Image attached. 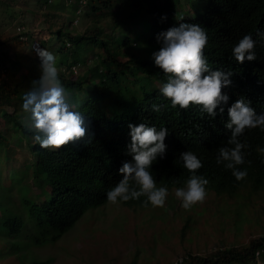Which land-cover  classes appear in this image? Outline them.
<instances>
[{"label":"trees","instance_id":"obj_1","mask_svg":"<svg viewBox=\"0 0 264 264\" xmlns=\"http://www.w3.org/2000/svg\"><path fill=\"white\" fill-rule=\"evenodd\" d=\"M58 1L40 0L42 5L50 8L43 13L50 22V19L53 20L48 27L51 36L58 33L62 40L55 54L56 59L60 54L68 59L71 56L73 58L71 65H68L70 69L65 70L67 72L60 70L61 79L79 102L80 110L88 120L91 142L69 143L55 150L43 149L34 143L33 133L21 124L24 115L22 103L27 92L25 88L30 89L41 75V69L35 66L40 63V59L23 64L18 60L5 67V58L1 55L0 110L8 106L13 107L14 111L9 113L2 110V116L7 121L5 125H0V147L7 154L12 147L11 139L4 132V128L12 122L10 126L22 133V136L16 134L21 142L20 149L24 146L30 156L20 171L28 176L29 185L21 187L23 196L19 208L7 207L0 201V207H5L3 218L0 219V235L12 242L11 251L26 246L19 236L27 227L34 230L33 242L28 245H44L47 241H55L63 236L89 208L108 202L107 191L122 179L119 168L123 162L132 160L126 154L131 140L129 124L139 125L143 122L157 129H168L165 158H158L152 166L157 186H185L190 173L183 167L179 154L192 150L203 163L197 174L209 180L207 189L215 191L217 195L238 200L239 197L248 196L245 195L247 190L249 193L264 191V153L257 151L258 147L264 148V131L260 128L246 130L241 137L242 142L246 141L250 146L244 150L245 163L238 166L248 172L244 180L237 181L231 170L216 163V150L226 144L230 135L225 128L229 119L228 107L238 98L244 97L251 101V106L258 114L264 112V40L257 39L256 35L258 31H264V0H209L197 17L187 13L185 18L176 16L174 7L179 13L188 12L185 5L175 4L177 0H89L88 8L95 14L103 13L105 18L111 17L113 26L110 32L104 26L97 25L80 33L70 30L64 32L65 25L53 29L67 6H72L76 13L78 10L77 4ZM121 17L125 21L122 22ZM142 21V30L152 33L149 46L141 54L130 53L131 47L137 46L136 41H131V32ZM118 22L122 24L119 35L116 33ZM180 22L196 23L206 28L209 40L204 54L209 67L234 73L231 86L223 90L229 95V101L224 105L222 116L219 109L213 118L195 105L187 110L172 108L170 101L165 100L159 92L166 77L155 67L152 59V53L160 47L156 37ZM128 24L131 29L124 32ZM247 34L257 39V58L241 64L233 57L232 49ZM17 38L21 44L26 42L32 45L36 56L40 49L49 46L48 39L36 40L25 30ZM86 44L100 49L93 60L94 69L88 70V76L96 78L90 85L86 84V77L74 69L81 60L77 55ZM60 64L64 65V60ZM65 73H70L72 77ZM139 82H143L141 86H138ZM133 83L135 89H140L136 90L137 93L131 94V89L124 90L126 84ZM153 104H167L168 107L156 113L152 111ZM31 193L35 197L30 198ZM145 199L141 197L139 200L121 202L132 208L144 205ZM261 261L264 262V235L252 239L247 245L218 249L206 256L189 253L178 264H261ZM29 264H50V260H34Z\"/></svg>","mask_w":264,"mask_h":264},{"label":"rangeland","instance_id":"obj_2","mask_svg":"<svg viewBox=\"0 0 264 264\" xmlns=\"http://www.w3.org/2000/svg\"><path fill=\"white\" fill-rule=\"evenodd\" d=\"M208 2L209 0H177L175 4L185 5L188 12L179 13L176 7L174 11L179 18H185L187 13L197 17ZM56 3L59 1L56 0ZM47 9L50 8L42 5L40 0H0V57L4 55L5 67L18 60L20 63H29L33 59L38 61L39 57L34 54L33 46L18 41L17 37L24 30L36 40L48 39L47 49L54 55L57 53L62 40L58 33L52 36L50 34L48 27L53 20L50 19V22L49 17L44 15L43 11ZM82 10L81 14H77L72 6H67L53 29L65 25L64 32L70 30L80 33L98 25L110 32L113 26L111 17L105 18L103 13L95 14L88 7ZM85 10L87 11L84 12ZM142 23L143 21L138 22V27H133L130 38L137 42V46L131 47L130 53L141 54L149 46L152 33L143 31ZM149 23L151 25L150 21ZM116 24L119 26L116 27L119 35L118 30L122 24ZM130 29L128 24L124 32H129ZM99 51V48L86 44L77 55L81 60L74 69L86 77L88 85L96 80L91 75L88 76V70L94 69L93 60ZM61 60H64V65L60 64ZM72 61V56L68 59L60 54L57 65L59 63L60 70L67 72L65 70L70 69L68 65ZM35 66L40 69V63ZM21 69L24 70L23 67ZM65 74L72 77L70 73ZM142 83L139 82L138 86ZM129 89L131 94L140 90L134 88V83L124 86V90ZM131 94L128 92L127 96L130 98ZM1 109L9 113L14 111L13 107L8 106ZM2 110L1 126L7 121L2 116ZM8 126L4 128V132L11 139L12 147L8 154L0 147V201L7 207L17 209L23 196L21 187L29 185L28 176L20 171L30 156L24 146L20 149L21 142L16 134L22 136V133ZM168 189L169 196L163 208H154L150 203L147 207L137 205L131 208L122 202L116 205L107 202L102 206L89 208L63 236L55 241H47L44 245H28L33 242L32 227H27L19 236L22 243L26 244L20 250L11 251L12 242L0 235V264H29L34 260H50V264H133L134 261L135 264H178L189 253L206 256L218 249L247 245L252 239L264 235V191L249 193L247 190L245 195L248 196L243 198L239 195L237 200L221 197L215 191L207 189L208 194L203 203L185 210L181 206L182 202L175 197V187ZM33 197L35 195L31 193L30 198ZM247 204L249 206H245ZM4 211L5 207H0V219L3 218ZM261 264L264 262L261 261Z\"/></svg>","mask_w":264,"mask_h":264},{"label":"clouds","instance_id":"obj_3","mask_svg":"<svg viewBox=\"0 0 264 264\" xmlns=\"http://www.w3.org/2000/svg\"><path fill=\"white\" fill-rule=\"evenodd\" d=\"M256 35L257 39L264 40V31H258ZM257 39L247 34L234 45L232 55L238 63L256 60ZM156 40L160 47L152 53V59L155 67L166 77L159 92L165 100L170 101L171 107L187 110L195 105L213 118L219 109L222 116L224 105L229 101V95L223 90L231 86L234 73L209 67L204 54L209 40L206 28L196 23L180 22L157 34ZM37 55L41 75L24 95L21 124L33 133L34 143L43 149L55 150L80 141L90 143L88 120L80 110L79 102L62 81L56 56L47 49H40ZM167 107V104H153L152 111L159 113ZM227 114L229 119L225 128L230 135L226 144L216 150V163L223 164L237 181H242L248 172L238 166L245 163L244 150L250 146L246 141L242 142L241 137L246 130L260 128L264 131V112L258 114L251 101L240 97L228 107ZM128 127L131 140L126 154L132 160L123 162L119 168L122 179L107 191V201L116 205L121 201L146 197L143 202L145 207L150 203L154 208H163L169 189L167 186H157L152 166L158 158H165L168 129H157L143 122L139 125L129 124ZM257 151L264 153V148L258 147ZM179 160L190 176L184 187L174 189V194L182 202L181 206L190 210L205 201L209 180L197 174L203 163L196 152L183 151L179 154Z\"/></svg>","mask_w":264,"mask_h":264},{"label":"built area","instance_id":"obj_4","mask_svg":"<svg viewBox=\"0 0 264 264\" xmlns=\"http://www.w3.org/2000/svg\"><path fill=\"white\" fill-rule=\"evenodd\" d=\"M64 2L66 4H77L78 5L77 14H81V12L83 11L82 8L88 7L89 0H64ZM180 261H182V259Z\"/></svg>","mask_w":264,"mask_h":264}]
</instances>
